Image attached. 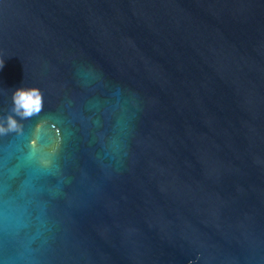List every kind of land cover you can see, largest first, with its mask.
I'll list each match as a JSON object with an SVG mask.
<instances>
[{
  "label": "water",
  "instance_id": "obj_1",
  "mask_svg": "<svg viewBox=\"0 0 264 264\" xmlns=\"http://www.w3.org/2000/svg\"><path fill=\"white\" fill-rule=\"evenodd\" d=\"M0 61V264H264V0H0Z\"/></svg>",
  "mask_w": 264,
  "mask_h": 264
},
{
  "label": "clouds",
  "instance_id": "obj_2",
  "mask_svg": "<svg viewBox=\"0 0 264 264\" xmlns=\"http://www.w3.org/2000/svg\"><path fill=\"white\" fill-rule=\"evenodd\" d=\"M4 62L0 61V69L3 68ZM89 72L93 71L91 66H87ZM12 113L7 117L0 119V133H7L10 131H18L19 124L15 119L16 116L28 117L40 111L42 107V92L38 87H18L12 91ZM128 155V154H126ZM36 156L35 150L30 154L29 158ZM44 166H47L49 161H41ZM11 220L10 212H4L5 227L9 226Z\"/></svg>",
  "mask_w": 264,
  "mask_h": 264
}]
</instances>
